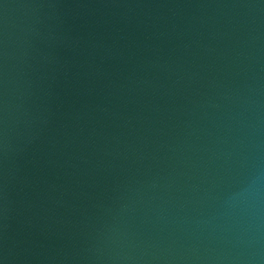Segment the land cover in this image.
Listing matches in <instances>:
<instances>
[{
    "label": "water",
    "instance_id": "1",
    "mask_svg": "<svg viewBox=\"0 0 264 264\" xmlns=\"http://www.w3.org/2000/svg\"><path fill=\"white\" fill-rule=\"evenodd\" d=\"M0 264H264V0H0Z\"/></svg>",
    "mask_w": 264,
    "mask_h": 264
}]
</instances>
